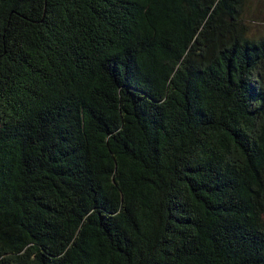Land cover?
Masks as SVG:
<instances>
[{
  "label": "trees",
  "instance_id": "trees-1",
  "mask_svg": "<svg viewBox=\"0 0 264 264\" xmlns=\"http://www.w3.org/2000/svg\"><path fill=\"white\" fill-rule=\"evenodd\" d=\"M247 5L0 0V264H264Z\"/></svg>",
  "mask_w": 264,
  "mask_h": 264
},
{
  "label": "rangeland",
  "instance_id": "rangeland-1",
  "mask_svg": "<svg viewBox=\"0 0 264 264\" xmlns=\"http://www.w3.org/2000/svg\"><path fill=\"white\" fill-rule=\"evenodd\" d=\"M245 20L252 36H264V0H248Z\"/></svg>",
  "mask_w": 264,
  "mask_h": 264
}]
</instances>
